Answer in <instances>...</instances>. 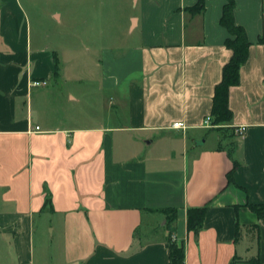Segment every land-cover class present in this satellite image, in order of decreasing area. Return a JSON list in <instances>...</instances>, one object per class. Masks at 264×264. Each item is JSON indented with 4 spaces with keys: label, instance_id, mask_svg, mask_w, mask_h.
<instances>
[{
    "label": "crops",
    "instance_id": "crops-1",
    "mask_svg": "<svg viewBox=\"0 0 264 264\" xmlns=\"http://www.w3.org/2000/svg\"><path fill=\"white\" fill-rule=\"evenodd\" d=\"M226 1L193 11L198 0H135L125 37L102 48L95 111L74 116L34 93L83 86L90 67L57 73L61 54L34 43L21 0H0V264H48L40 224L58 234L62 264H170V234L185 264H264V221L248 206L264 202V0H235L252 44L230 89L232 120L205 125L233 54ZM64 95L80 102L73 87ZM204 205L202 229L189 230L188 208Z\"/></svg>",
    "mask_w": 264,
    "mask_h": 264
},
{
    "label": "rangeland",
    "instance_id": "rangeland-1",
    "mask_svg": "<svg viewBox=\"0 0 264 264\" xmlns=\"http://www.w3.org/2000/svg\"><path fill=\"white\" fill-rule=\"evenodd\" d=\"M21 2L30 21L34 43L37 40L53 46L61 54V59L58 53L55 56L60 60V67L63 63L64 67L91 69L87 79L83 81V86L71 83L69 87L65 86L62 89L51 88L52 90L47 93H38L37 90L34 96H46L47 110L53 102L57 106L59 100L58 108L69 105L74 116H80L81 112L92 113L97 103V67H103L100 61L103 58L100 55L102 48L114 44L115 37L120 35L125 37L128 32V21L131 15L136 14L135 0H21ZM10 10L20 15L18 8L12 7ZM3 11H7V8ZM1 12L2 7L0 14ZM55 12L61 13V20L54 16ZM72 87L81 97L78 103L64 102V93ZM38 228L36 233L38 258L41 257L48 264H62V247L58 234L52 237L51 228L47 231L42 224Z\"/></svg>",
    "mask_w": 264,
    "mask_h": 264
},
{
    "label": "trees",
    "instance_id": "trees-1",
    "mask_svg": "<svg viewBox=\"0 0 264 264\" xmlns=\"http://www.w3.org/2000/svg\"><path fill=\"white\" fill-rule=\"evenodd\" d=\"M206 0H198V2L190 7L193 11H202L205 8ZM235 0H227L223 7L222 16L220 19L221 24L227 28L229 36L225 40V45L233 51L230 60L224 65L222 80L217 84L214 94L213 103V120L214 124H226L232 120L233 111L229 105V93L232 86L237 85L240 81V68L247 60L249 55V47L252 42L247 36L244 26L238 24L235 20ZM260 42H264V38H259ZM57 73L60 69V60L55 57ZM238 166V162H234L233 169L228 173V181H234V172ZM51 203L49 194L46 196V204ZM248 206L253 210L258 217L264 221V202L263 203H248ZM208 205L200 207H190L187 211L188 229L198 233L205 220V215L208 210ZM165 212L168 214L167 220L172 224L176 219V208H166ZM167 244L170 250V264H185V246L173 240L171 234L169 235ZM231 264H261L259 258H251L246 261L238 259L233 260Z\"/></svg>",
    "mask_w": 264,
    "mask_h": 264
},
{
    "label": "built area",
    "instance_id": "built-area-1",
    "mask_svg": "<svg viewBox=\"0 0 264 264\" xmlns=\"http://www.w3.org/2000/svg\"><path fill=\"white\" fill-rule=\"evenodd\" d=\"M47 82L45 80H34L33 81V85H45ZM205 125L207 126H211L212 125V116H208L205 120ZM172 128L174 129H185L186 128V125L184 122L182 121H177V122H174L171 126ZM245 126H239L237 128V132L239 134H243L244 131H245ZM36 130H40V126H36ZM173 240H175V236H173Z\"/></svg>",
    "mask_w": 264,
    "mask_h": 264
}]
</instances>
